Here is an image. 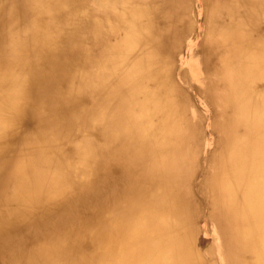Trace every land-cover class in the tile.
<instances>
[{"label":"bare ground","instance_id":"obj_1","mask_svg":"<svg viewBox=\"0 0 264 264\" xmlns=\"http://www.w3.org/2000/svg\"><path fill=\"white\" fill-rule=\"evenodd\" d=\"M0 264H264V0H0Z\"/></svg>","mask_w":264,"mask_h":264}]
</instances>
